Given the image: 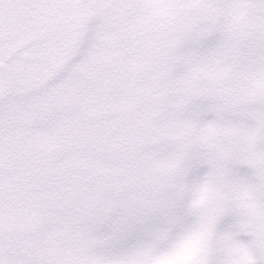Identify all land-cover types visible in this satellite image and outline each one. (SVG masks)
I'll list each match as a JSON object with an SVG mask.
<instances>
[{
    "label": "snow or ice",
    "instance_id": "snow-or-ice-1",
    "mask_svg": "<svg viewBox=\"0 0 264 264\" xmlns=\"http://www.w3.org/2000/svg\"><path fill=\"white\" fill-rule=\"evenodd\" d=\"M0 264H264V0H0Z\"/></svg>",
    "mask_w": 264,
    "mask_h": 264
}]
</instances>
